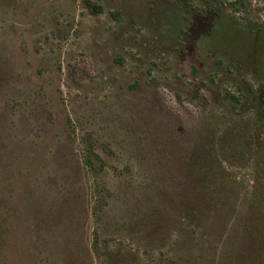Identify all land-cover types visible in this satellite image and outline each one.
Here are the masks:
<instances>
[{"label":"rangeland","instance_id":"374dc122","mask_svg":"<svg viewBox=\"0 0 264 264\" xmlns=\"http://www.w3.org/2000/svg\"><path fill=\"white\" fill-rule=\"evenodd\" d=\"M92 1L0 0V264H264V0Z\"/></svg>","mask_w":264,"mask_h":264},{"label":"trees","instance_id":"16d2710c","mask_svg":"<svg viewBox=\"0 0 264 264\" xmlns=\"http://www.w3.org/2000/svg\"><path fill=\"white\" fill-rule=\"evenodd\" d=\"M86 1H87L88 6L90 7V9L93 13L101 12L102 7L100 5L95 4L92 0H86ZM236 2H237V0H235V4L233 3L234 6H236L237 4H240V2H238V3H236ZM208 5L209 6H207V8L206 7L201 8V7L194 5V6H191V8H189L188 11L195 17H201V15L203 13H209V12H210V14L216 12V15L222 14L220 17L221 18L220 22H213V24L219 23L220 25L216 26L217 28H219L220 26L224 27L225 25L229 26V28H232L230 18H228L225 15L226 12H225L223 1L208 0ZM234 25L235 24H232L233 27H234ZM237 27H239L238 29H241L240 26H237ZM259 51L263 52V60H264V48H262ZM201 91H202L201 88L196 90V94H195L196 98H198L200 96ZM261 91H262V97L264 99V86L262 87ZM232 97L234 98V96H232ZM85 163L93 172H96V173L101 172L104 168L103 167L104 162L102 160V157L96 153V151L92 145L90 146V149L88 150V152L85 154Z\"/></svg>","mask_w":264,"mask_h":264}]
</instances>
